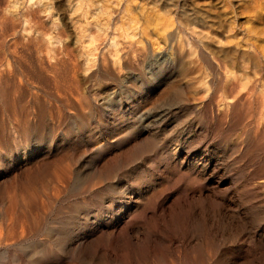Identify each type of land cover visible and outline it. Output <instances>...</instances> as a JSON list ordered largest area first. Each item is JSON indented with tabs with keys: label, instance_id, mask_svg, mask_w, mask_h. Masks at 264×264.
I'll use <instances>...</instances> for the list:
<instances>
[{
	"label": "bare ground",
	"instance_id": "1",
	"mask_svg": "<svg viewBox=\"0 0 264 264\" xmlns=\"http://www.w3.org/2000/svg\"><path fill=\"white\" fill-rule=\"evenodd\" d=\"M214 4L0 0V264H264V0Z\"/></svg>",
	"mask_w": 264,
	"mask_h": 264
},
{
	"label": "rangeland",
	"instance_id": "2",
	"mask_svg": "<svg viewBox=\"0 0 264 264\" xmlns=\"http://www.w3.org/2000/svg\"><path fill=\"white\" fill-rule=\"evenodd\" d=\"M211 1V5H213V3H215L214 5H220L223 1H226V0H210ZM231 1H234V2H241L242 0H231ZM195 2H197L198 4V0H195ZM162 145H164L162 143ZM185 150H182L180 155L178 156V158H176L174 160V162L178 163V167L181 169V171H185V172H190L192 174H196L198 175L199 179H201L202 181H205V183H207L208 185L211 184V182H215L217 179L216 176H213L211 177V179L208 177L211 173V170H210V167L209 166H204L202 164H200V162L197 161V158H192L191 157V153H188L186 155H184V152ZM183 156H185L186 158H182ZM182 162V164L180 165V161ZM202 168V169H201ZM204 168V169H203ZM205 170V171H204ZM202 172V173H201ZM205 172V173H204ZM200 173V174H199ZM164 179H160V180H155L157 184L162 183Z\"/></svg>",
	"mask_w": 264,
	"mask_h": 264
}]
</instances>
